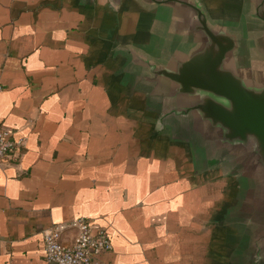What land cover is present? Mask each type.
<instances>
[{
    "label": "crops",
    "instance_id": "1",
    "mask_svg": "<svg viewBox=\"0 0 264 264\" xmlns=\"http://www.w3.org/2000/svg\"><path fill=\"white\" fill-rule=\"evenodd\" d=\"M200 1L230 26L248 10ZM174 15L139 0H0V130L21 145L0 162V264H49L45 234L77 219L111 238L94 264H238L237 179L159 131L131 54L157 58Z\"/></svg>",
    "mask_w": 264,
    "mask_h": 264
},
{
    "label": "water",
    "instance_id": "2",
    "mask_svg": "<svg viewBox=\"0 0 264 264\" xmlns=\"http://www.w3.org/2000/svg\"><path fill=\"white\" fill-rule=\"evenodd\" d=\"M139 1L176 14L157 58L131 51L144 71L141 86L161 110L159 131L172 126L175 138L231 171L238 181V264H264V0H247L239 26L213 21L200 0Z\"/></svg>",
    "mask_w": 264,
    "mask_h": 264
},
{
    "label": "built area",
    "instance_id": "3",
    "mask_svg": "<svg viewBox=\"0 0 264 264\" xmlns=\"http://www.w3.org/2000/svg\"><path fill=\"white\" fill-rule=\"evenodd\" d=\"M20 146L10 131L0 130V162L10 158ZM66 228L76 231L72 244L62 241ZM44 243L45 258L49 264H94L96 256L113 250L107 232H95L91 222L86 219H77L53 228L45 234Z\"/></svg>",
    "mask_w": 264,
    "mask_h": 264
}]
</instances>
